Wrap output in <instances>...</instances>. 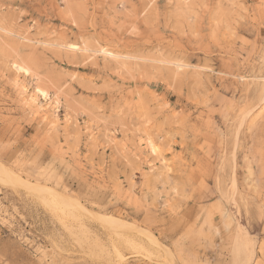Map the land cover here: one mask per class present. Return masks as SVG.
I'll return each mask as SVG.
<instances>
[{
    "label": "rangeland",
    "instance_id": "rangeland-1",
    "mask_svg": "<svg viewBox=\"0 0 264 264\" xmlns=\"http://www.w3.org/2000/svg\"><path fill=\"white\" fill-rule=\"evenodd\" d=\"M0 264H264V0H0Z\"/></svg>",
    "mask_w": 264,
    "mask_h": 264
},
{
    "label": "bare ground",
    "instance_id": "bare-ground-1",
    "mask_svg": "<svg viewBox=\"0 0 264 264\" xmlns=\"http://www.w3.org/2000/svg\"><path fill=\"white\" fill-rule=\"evenodd\" d=\"M71 50V49H70ZM15 70L17 71V72H21V71H24V72H27L24 68H22L21 66H19V65H16L15 66ZM43 93V92H42Z\"/></svg>",
    "mask_w": 264,
    "mask_h": 264
}]
</instances>
